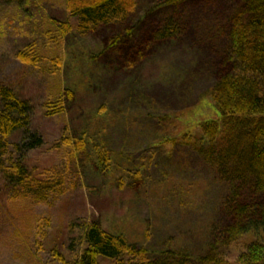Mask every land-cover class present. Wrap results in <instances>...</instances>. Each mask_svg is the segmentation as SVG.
<instances>
[{"label": "rangeland", "instance_id": "374dc122", "mask_svg": "<svg viewBox=\"0 0 264 264\" xmlns=\"http://www.w3.org/2000/svg\"><path fill=\"white\" fill-rule=\"evenodd\" d=\"M244 1L137 0L124 22L82 32L65 0H0V84L31 102L29 130L44 141L10 149L36 179H64L62 194L36 202L0 173V264L75 261L90 223L126 237L150 262L178 251L196 264L208 254L235 224L233 186L196 144L208 146L204 122L221 123L211 91L234 68L232 21ZM167 19L180 33L160 41ZM62 24L70 27L66 35ZM20 52L35 64L23 63ZM62 92L72 94L64 112L48 115L45 104ZM25 137L17 133L9 143ZM65 138L85 149L67 147ZM234 187L242 203L264 207L250 181ZM249 241L220 247L222 264H239Z\"/></svg>", "mask_w": 264, "mask_h": 264}, {"label": "trees", "instance_id": "16d2710c", "mask_svg": "<svg viewBox=\"0 0 264 264\" xmlns=\"http://www.w3.org/2000/svg\"><path fill=\"white\" fill-rule=\"evenodd\" d=\"M186 1L166 0V4L178 6ZM65 2L71 16L79 20V30L82 32L92 31L101 25L124 22L137 6V0ZM243 9L236 12L232 21L230 41L234 68L211 91L221 123L204 122L201 130L208 146L196 144L197 151L205 160L231 180L235 224L222 232L223 236L210 246L208 254L199 258L196 264H222L220 247L239 243L246 238L250 241L239 253L238 263L264 264V207L242 203V192L234 187L238 179L248 180L254 191L264 195V0H245ZM54 23L57 25V22ZM60 30L62 35H66L70 27L62 24ZM179 33L176 22L167 19L156 33V39H173ZM18 58L28 65L35 64L30 53L20 52ZM61 63L55 60L58 71ZM66 96L72 98L70 92H62L55 101L45 104L48 115L64 112ZM32 112L33 106L29 100L0 84V173L15 190L25 191L23 194L29 197V193H32L33 200L41 202L62 194L64 179L60 176L36 179L23 159H16L14 151H11L12 146L20 151L22 148L33 150L44 145L38 134L30 133ZM17 133L26 137L22 144L12 145L9 139ZM184 137L182 142L186 141ZM63 141L75 151L85 149L83 141L71 138ZM174 142L176 145L178 140ZM103 160L109 164L107 155ZM231 166L236 167L238 178L233 177L234 173L229 175ZM83 233L85 249L81 256L75 261L62 259V264H100L101 259L118 264H131L132 260H137V264H192L187 253L178 251L166 252L163 254L166 257L150 262L145 250L138 249L122 235L108 233L97 223L88 224Z\"/></svg>", "mask_w": 264, "mask_h": 264}]
</instances>
